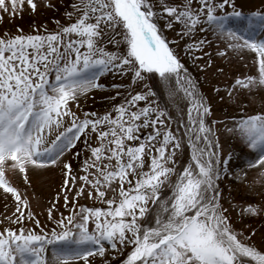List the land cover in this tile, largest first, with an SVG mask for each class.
Returning <instances> with one entry per match:
<instances>
[{"label":"snow or ice","instance_id":"snow-or-ice-1","mask_svg":"<svg viewBox=\"0 0 264 264\" xmlns=\"http://www.w3.org/2000/svg\"><path fill=\"white\" fill-rule=\"evenodd\" d=\"M25 6L35 12L38 4L0 0V24H12ZM40 6L60 10L55 0ZM64 16L65 23L53 17L51 29L33 22L27 32L0 31V189L15 202L0 222V264H94L90 257L108 254L119 264H264V236L258 246L256 229L244 223L264 219V199L237 203L230 185L225 197L221 178L249 182L239 167L233 177L229 162L239 153L222 150L218 135L238 139L246 168L259 169L253 183H264V108L213 119L179 51L199 59L192 53L204 55L212 40L225 59L250 50L253 72L237 74L225 90L229 98L258 92L264 104V36L257 39L264 11L243 10L237 0H72ZM197 32L205 35L193 38ZM210 64L196 67L203 73ZM109 73L120 82L101 84ZM105 87L119 102L73 110ZM161 96L174 112L157 103ZM81 138L74 171L61 158ZM58 162L62 184L42 225L6 173L28 183L29 170Z\"/></svg>","mask_w":264,"mask_h":264},{"label":"rangeland","instance_id":"rangeland-1","mask_svg":"<svg viewBox=\"0 0 264 264\" xmlns=\"http://www.w3.org/2000/svg\"><path fill=\"white\" fill-rule=\"evenodd\" d=\"M38 7L35 12L29 10L25 6L23 13L13 21L12 24L7 23L5 18V23L0 24V31L7 28L9 31H15V26L19 27L27 32L30 30L33 22L37 25L46 23L48 27L54 28L55 25L52 22L53 17L59 19L61 23H65L66 19L64 16V9L71 4L72 0H55V3L59 7V11L53 9H46L40 6V0H36ZM237 5L242 7L243 10H264V0H237ZM171 37V33H167ZM200 35H205L202 33H195L193 38ZM210 36V34H207ZM264 36L263 33L258 34L257 39ZM220 46L223 47V41L220 42ZM179 51L181 52V59L192 69L196 78L199 80V85L202 89V94L208 97L211 104L212 118L216 120L224 119L225 117H235L244 114H253L255 111H259L264 108V104L261 103L260 93H248L246 90H237V93L232 98H229L226 92V86H232V80L237 74L246 73L251 74L254 68V53L250 50L244 49L237 55L232 51H228L227 58L222 57L218 54L217 42L212 40L210 46H206L201 51L205 53L200 55L199 51H194L192 53L193 57H199V59H190L188 56L183 54V47L180 45ZM242 57V58H241ZM211 61V64L206 67V69L201 73L196 67L198 64H207ZM221 70V71H218ZM191 72V71H190ZM191 72V73H192ZM193 75V74H192ZM119 77L114 78L112 74H105L100 77L99 82L104 85H110L112 83H119ZM216 87L218 89V94L212 92V88ZM119 90V89H117ZM120 97H113L112 90L109 87L102 89H94L82 96L79 99L80 109H77L75 105H72L73 110L77 111L78 114L81 110L96 111L100 112L105 108H110L112 104L119 102ZM157 103H163L169 105L170 111H175L167 100L166 97L161 96V99ZM179 108L184 107L183 101L177 102ZM244 108V112L240 111V108ZM228 127L232 125L226 121ZM224 125H217L218 129H222ZM219 140L221 149H233L239 156L233 155L231 161L229 162V169L233 172V177H235V169L239 167L241 171L246 172V179L249 184L245 185L242 181L236 179L221 178L220 185L223 188V193L225 197L228 196L230 192L229 185L231 186V196L235 198L237 203H254L260 204L262 199H264V183H253L254 178L257 176L259 171L258 168L247 169L246 162L250 158L244 156L243 152L247 149H241L238 147L239 141L232 135L226 132H219ZM83 148V139L81 138L77 144L70 150H68L62 160H68L73 170L77 169V160L72 156V153L80 151ZM189 152L187 148H184L183 162H187ZM83 158V155L81 156ZM243 160L244 163L239 161ZM28 183H26L22 176L17 173H6L7 178L11 181L13 186L19 188L22 195H27L32 211L36 217L40 220L41 224H47V209L51 206L50 202L55 196L56 192L59 191L62 184V165L60 162L56 166H46L44 169L39 171L29 170L28 173ZM71 196L72 193L70 192ZM78 203H88L91 201H86L81 198ZM14 200L10 194H5L3 189H0V222H2L3 217L11 212L14 207ZM227 207V204L225 205ZM7 208V211L5 210ZM56 208L61 212L64 211L63 197L61 196L56 201ZM56 213L54 212V215ZM232 218L235 219V214L232 213ZM244 223L254 227L256 233L254 236V242L259 246L261 244V237L264 236V219L260 216H247L244 218ZM239 227V224L235 225ZM250 230V228H249ZM107 248L108 246L105 245ZM90 259L94 264H119V258L113 259L111 254L105 255L103 258L93 255Z\"/></svg>","mask_w":264,"mask_h":264}]
</instances>
